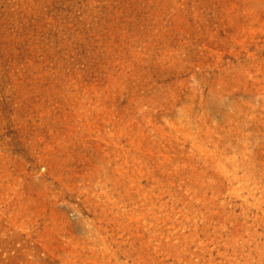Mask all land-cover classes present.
I'll use <instances>...</instances> for the list:
<instances>
[{
  "label": "rangeland",
  "instance_id": "rangeland-1",
  "mask_svg": "<svg viewBox=\"0 0 264 264\" xmlns=\"http://www.w3.org/2000/svg\"><path fill=\"white\" fill-rule=\"evenodd\" d=\"M0 264H264V0H0Z\"/></svg>",
  "mask_w": 264,
  "mask_h": 264
}]
</instances>
